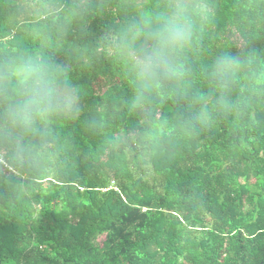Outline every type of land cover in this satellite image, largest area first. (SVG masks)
Masks as SVG:
<instances>
[{
  "label": "trees",
  "instance_id": "trees-1",
  "mask_svg": "<svg viewBox=\"0 0 264 264\" xmlns=\"http://www.w3.org/2000/svg\"><path fill=\"white\" fill-rule=\"evenodd\" d=\"M36 60L67 102L20 136L0 92V264H264V0H0V72Z\"/></svg>",
  "mask_w": 264,
  "mask_h": 264
},
{
  "label": "clouds",
  "instance_id": "clouds-1",
  "mask_svg": "<svg viewBox=\"0 0 264 264\" xmlns=\"http://www.w3.org/2000/svg\"><path fill=\"white\" fill-rule=\"evenodd\" d=\"M187 8L178 6L171 12L172 21L161 23L151 33V47L137 57V63L146 76L155 77L169 70L172 54L191 36L190 22L183 18ZM225 75L235 76L223 65ZM58 77L51 73L39 60L19 63L0 72V92L11 96L7 110L9 132L20 136L29 134L59 106L67 101L56 94Z\"/></svg>",
  "mask_w": 264,
  "mask_h": 264
},
{
  "label": "rangeland",
  "instance_id": "rangeland-1",
  "mask_svg": "<svg viewBox=\"0 0 264 264\" xmlns=\"http://www.w3.org/2000/svg\"><path fill=\"white\" fill-rule=\"evenodd\" d=\"M0 155H2V154L0 153ZM2 157H3V155H2ZM0 160H2V161H3V158H2V159L0 158ZM101 240H102V239H101Z\"/></svg>",
  "mask_w": 264,
  "mask_h": 264
},
{
  "label": "built area",
  "instance_id": "built-area-1",
  "mask_svg": "<svg viewBox=\"0 0 264 264\" xmlns=\"http://www.w3.org/2000/svg\"><path fill=\"white\" fill-rule=\"evenodd\" d=\"M0 158H1V159L3 158L2 155H0Z\"/></svg>",
  "mask_w": 264,
  "mask_h": 264
}]
</instances>
